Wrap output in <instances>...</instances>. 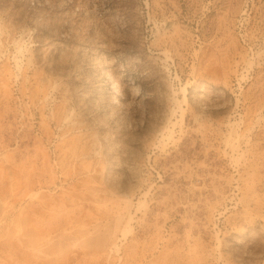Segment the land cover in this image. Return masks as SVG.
<instances>
[{
  "label": "rangeland",
  "instance_id": "374dc122",
  "mask_svg": "<svg viewBox=\"0 0 264 264\" xmlns=\"http://www.w3.org/2000/svg\"><path fill=\"white\" fill-rule=\"evenodd\" d=\"M0 264H264V0H0Z\"/></svg>",
  "mask_w": 264,
  "mask_h": 264
}]
</instances>
